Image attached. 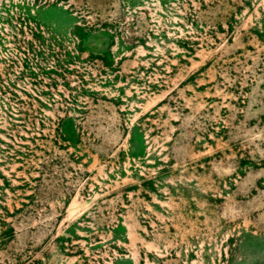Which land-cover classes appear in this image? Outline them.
Returning a JSON list of instances; mask_svg holds the SVG:
<instances>
[{
  "label": "rangeland",
  "instance_id": "374dc122",
  "mask_svg": "<svg viewBox=\"0 0 264 264\" xmlns=\"http://www.w3.org/2000/svg\"><path fill=\"white\" fill-rule=\"evenodd\" d=\"M0 264H264V0H0Z\"/></svg>",
  "mask_w": 264,
  "mask_h": 264
}]
</instances>
